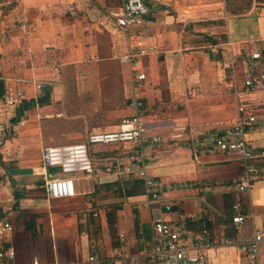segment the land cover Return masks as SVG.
I'll list each match as a JSON object with an SVG mask.
<instances>
[{
    "label": "crops",
    "instance_id": "obj_1",
    "mask_svg": "<svg viewBox=\"0 0 264 264\" xmlns=\"http://www.w3.org/2000/svg\"><path fill=\"white\" fill-rule=\"evenodd\" d=\"M120 1L0 0V94L4 87L24 93L16 105L0 100V225L10 227L0 231V246L13 250L11 264H92L88 256L123 264L147 250L143 188L126 195L131 188L123 184L137 178L95 183L98 173H75L73 196L47 199L39 162L44 145L115 130L138 97L145 130L134 148L164 193L163 216H192L190 225L232 240L209 251L208 264H242L237 245L264 231V156L256 158L260 177L238 197L245 218L235 229L224 185L239 160L211 139L234 124L237 105H251L255 122L244 138L254 153L264 150V86L243 84L264 74V0H144L143 25L126 31L110 16ZM132 48L143 50L138 89L125 59ZM255 51L260 57L250 58ZM114 148L90 146L89 155L95 160ZM11 167L32 172L9 175Z\"/></svg>",
    "mask_w": 264,
    "mask_h": 264
},
{
    "label": "built area",
    "instance_id": "obj_2",
    "mask_svg": "<svg viewBox=\"0 0 264 264\" xmlns=\"http://www.w3.org/2000/svg\"><path fill=\"white\" fill-rule=\"evenodd\" d=\"M149 10L144 0H121L117 11L110 12L114 17L115 26L123 31L131 27L143 25ZM143 50L134 48L128 50L125 59L131 70L132 88H140L145 79L141 69V55ZM255 51L250 58H259ZM244 86L251 90L264 86V74L259 73L253 79L248 75L244 78ZM40 85L36 84V88ZM21 90L4 87L0 100L5 105H16L23 98ZM132 113L121 118L115 130L90 132L82 142L67 144L44 145L40 150L39 162L43 169L42 187L47 199H60L74 195L73 176L82 173L85 177L93 174L116 175L117 177H134L141 181L142 194L149 208V247L146 251L129 255L123 258V264H208L207 254L216 251L222 246L233 244L228 237H214L205 225L193 226L188 223L192 216H178L174 220H167L163 216L161 205L164 202V193L160 191L157 180L144 168L142 154L135 149L140 144L145 130L144 117L146 109L143 101L134 97L131 102ZM236 120L234 124L222 130L211 139L212 146L226 153L236 155L239 160V172L224 185V188L233 196L230 217L231 223L237 229L244 221L245 214L239 201V195L247 191L260 177L256 158L264 156V150L254 153L244 138V132L254 122L253 107L239 104L236 106ZM152 141L159 137H151ZM95 145H115L109 155L92 159L89 147ZM48 166H58L59 171L48 174ZM95 183H99L95 177ZM96 213L93 212V215ZM9 223L2 222L0 231L8 230ZM120 240L122 235H119ZM264 241V231L256 230L246 240L240 242L238 252L242 264H258V250ZM13 250L10 247L0 246V264H11ZM87 261L98 264L93 256Z\"/></svg>",
    "mask_w": 264,
    "mask_h": 264
},
{
    "label": "water",
    "instance_id": "obj_3",
    "mask_svg": "<svg viewBox=\"0 0 264 264\" xmlns=\"http://www.w3.org/2000/svg\"><path fill=\"white\" fill-rule=\"evenodd\" d=\"M46 171L48 174L56 173L59 171L58 166H48L46 168ZM6 172L9 175H23V174H30L32 170L30 168L26 167H11L6 169ZM99 182H109V181H114L117 179L116 175H99L98 177Z\"/></svg>",
    "mask_w": 264,
    "mask_h": 264
},
{
    "label": "trees",
    "instance_id": "obj_4",
    "mask_svg": "<svg viewBox=\"0 0 264 264\" xmlns=\"http://www.w3.org/2000/svg\"><path fill=\"white\" fill-rule=\"evenodd\" d=\"M123 184H125V185H127L129 188H131V189H127L126 191H125V194L126 195H130V194H133L134 192H140L141 191V183H140V181L138 180V179H133L132 181H129V180H124L123 181ZM134 187L135 188H138L137 190L138 191H136V189H134ZM133 188V189H132ZM13 196H14V200H17V198H18V194L17 193H13ZM148 247H149V245L147 246V249H148Z\"/></svg>",
    "mask_w": 264,
    "mask_h": 264
},
{
    "label": "rangeland",
    "instance_id": "obj_5",
    "mask_svg": "<svg viewBox=\"0 0 264 264\" xmlns=\"http://www.w3.org/2000/svg\"><path fill=\"white\" fill-rule=\"evenodd\" d=\"M234 1H236V0H234ZM237 1H239L240 3H238V4H240V5H246V3L248 2V0H237ZM259 1H263V0H259ZM235 4V3H234ZM236 5V4H235ZM55 144V143H54Z\"/></svg>",
    "mask_w": 264,
    "mask_h": 264
}]
</instances>
